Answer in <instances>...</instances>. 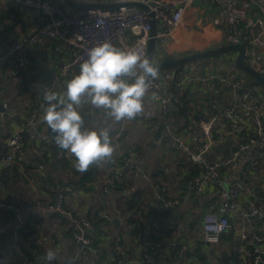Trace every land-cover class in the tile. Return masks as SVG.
<instances>
[{"label":"crops","instance_id":"1","mask_svg":"<svg viewBox=\"0 0 264 264\" xmlns=\"http://www.w3.org/2000/svg\"><path fill=\"white\" fill-rule=\"evenodd\" d=\"M52 1L63 8L68 14H73L79 8L108 10L118 4L116 2L117 0H82L81 2H76L75 0ZM141 1L123 0V3L127 8L140 9L139 6L143 5ZM12 11L13 8L10 0H0V55L4 52L3 47L6 43L11 40L26 38L36 33L39 29L34 21L33 15L29 11L19 14L15 20L11 18ZM229 11L225 6L217 8L213 0H193L185 10L178 26L170 32L162 31L154 23L155 41L151 60L156 65H159L197 52L230 45L226 44L225 33L229 22ZM236 12L242 16L244 22L258 18V14L253 10H249L246 14ZM132 44L133 37L130 34H126L124 37L119 38L116 42V47L127 50ZM25 49L28 53L27 57L30 60L29 66L18 68L14 61L9 60L0 68V104L7 103V105H14L16 108L15 114L18 116L17 119H13L12 114H10L13 113L11 107H9L8 111L6 110L1 114L0 133L5 136L11 135L19 126V122H23L26 110L29 111V102L32 100V97H34V100L37 99L42 87L49 83L50 75L60 71L61 63L70 61L72 57L71 48L62 39H43L42 42L32 47L27 46ZM256 51H258L256 57L253 56V62H249L250 65L244 59L243 61L246 65L262 71L263 76L264 47ZM235 56L236 53H229L214 58L203 59L187 64L181 70L183 71L191 67H197L198 69L196 78L184 84L181 93L183 95L186 90H191L190 100L200 106L199 114L203 115V117L195 121V128L198 127L199 129L200 124L209 120L212 116H219L224 111H228L233 107L234 111H240L238 110V105L248 100L253 101L248 98L247 94H244V96H241L242 100L239 103L236 96L242 88L236 90V88L231 87L227 82H221L220 78L224 75L233 76V78L241 80L242 82L245 79L250 88L259 90L261 95L259 99L257 98L258 101L255 99L253 103L259 109L262 108V114L261 110H259L258 117L264 116V87L260 85H249L252 78L232 66ZM176 68L167 67L159 69V74H163L166 71L174 74ZM179 72L176 74L177 76ZM75 75V71L68 72L61 78L60 83L57 84L53 91L62 92L65 83ZM237 75H240L239 79L236 78ZM207 77L214 78L213 80L203 82L202 79ZM173 79L172 82H163V84L171 88L176 77ZM152 96L153 93L151 92L146 94L144 98L145 111L143 114L130 121H121L122 129H125L127 133L126 137L122 139L121 145L123 147L125 146V148L129 147V151H131V148H135L137 153H140V158L143 160V171L146 176H154V173L159 170L166 171L168 179H163L164 177L161 176V179L158 181L159 187L164 189L166 195L177 198L179 201L178 206L176 205L172 209H167L159 205L156 200V188L146 178L139 175L138 177H132L129 184V192L130 195L133 194L135 197L140 198L138 205L144 206L143 211L140 213L141 220L138 222L137 214L131 216V221L128 218L116 219V214L119 213L116 212V209L120 208V200L111 198L110 195L103 192L102 185H98L108 175L107 163L96 167L93 176H90L94 189L90 191V189L87 190L88 186H84V184H82L84 187L77 186L75 175L70 171L52 169V166L48 162L44 163L41 160L42 157L39 153L37 143L33 140L27 141L26 151L22 156L26 165H32L31 180L28 181L29 184L25 185L21 180L15 179L9 173L7 180L0 182V204L4 203L6 199H10V201L16 203L14 205H22V208L23 202L31 198L44 200L48 204L55 203L62 196L64 190L67 189L68 193L65 192L67 196H63V202L67 208L66 211H72L81 216H85L86 211L89 209L92 211L99 209L105 215L104 217L107 215L119 221L118 226H114L112 219L110 220L111 227L107 228L109 237L112 240L117 239L119 241L126 252L127 259L129 258L135 261L132 264H146V262L144 263L141 260L140 256L142 249L148 246V238L151 235L157 237L158 242L161 241L158 252L160 254L162 253V258L165 260V256L168 255L167 261L162 260L160 264H203L193 257L194 253L176 252V255H172L171 251L175 245H178L179 248L184 243L189 244L193 251L196 246L199 247V252L201 257L204 258L205 264H218L213 256L215 254L216 244L212 245L206 242L201 230L202 215L214 203L217 191L212 182L206 180V185L202 188L201 192L186 196L187 193H185L186 191L184 192V186L181 184V181L184 177L183 175L188 174V171L181 170L180 168L176 169L177 152L171 150L166 144L160 145L159 147L154 145L151 131L147 129V126L152 125L151 120L159 116L157 105L155 100L152 99ZM218 103L220 105L223 104L224 107L226 105L229 106V109L210 115L211 110ZM42 114L43 110L39 111L35 116L38 126L41 130H50L47 124L41 121L40 117ZM191 114H195V109L191 110ZM16 115L13 116L16 117ZM241 115L242 118H245L244 116L248 114L242 111ZM97 116H100V114H97ZM249 121L251 122V116L245 119L248 127L244 131L238 132L241 137L234 136L229 139L228 143L231 142L233 147L246 142V135H253V129L249 126ZM113 122L110 120L109 123L112 124ZM114 124L117 125L116 123ZM221 124L223 123L219 121L214 125V128L220 127ZM177 132L175 135H185V129L178 130ZM149 141L150 143L148 144ZM186 141L188 144L195 146V138L189 137ZM263 151L264 148L259 147L255 143L243 150L240 154V164L238 167L233 171L222 173V176L226 178L224 185L227 186L234 180L239 179L242 172L248 169L249 177L245 182L246 189H259L264 195ZM211 153L206 155L207 160H214L219 154ZM36 158L41 163L37 162L35 160ZM18 168L21 170V165ZM37 168H40V171ZM42 171H48V173H44L48 175L52 182L58 183L55 189L40 177L43 174ZM241 197L238 200L239 210L250 212L252 206L253 208L260 209L264 216V202L262 208H258L257 206L248 204L249 196L246 194H242ZM161 211L162 213L160 214ZM163 211L168 212L165 217H163L165 215ZM26 215L28 217L27 225L18 229L16 228L14 215L10 209L5 207L0 208V257H4L9 264H39V261L42 264L44 260H46V264H57L58 260L64 258L72 259L76 255L78 256V264H107L104 259L95 261L91 252L81 253L79 247L74 245L70 238L71 235L67 234L71 227V220L68 217L51 211L42 212L35 207L29 210H23L21 216ZM158 215L164 219L179 221L181 224L179 233L176 234V231L171 228V222L167 223L161 230H154L152 225ZM229 221L231 223V229L223 234V237L226 239L225 241L219 239L220 243L217 244V248L223 253H227L229 250L232 252L234 259L233 261H228V264H252V256L240 254L237 248L242 246L243 250H251L256 245L253 237H262L264 235V223H259L255 218L249 217L245 221L238 215V211L230 214ZM140 223L142 227L139 229L136 228V225H140ZM245 228H250V232L242 239L241 234L242 232L245 233ZM19 230L21 231L18 232ZM228 234H232L237 243L236 245L232 246L233 238L228 236ZM106 245L107 242H104L102 247L107 252ZM258 246L259 248L261 246L262 248L260 249L264 251V240ZM43 247L46 248L47 252L51 249L56 253L54 260L48 261L42 256ZM102 247L100 246V249Z\"/></svg>","mask_w":264,"mask_h":264},{"label":"built area","instance_id":"2","mask_svg":"<svg viewBox=\"0 0 264 264\" xmlns=\"http://www.w3.org/2000/svg\"><path fill=\"white\" fill-rule=\"evenodd\" d=\"M81 2L82 0H75ZM193 0H142L143 5L147 7L146 10L130 9L124 5L117 8L102 10L99 8H79L68 14L63 8L56 5L52 0H10L14 13L22 14L29 11L34 21L38 26V31L30 36L11 40L4 45V52L0 55V65L5 64L9 60L14 61L18 68L29 66L30 60L28 59L25 48L29 45L42 42L43 39L57 40L62 39L71 48V60L62 62L61 70L54 72L50 75L49 83L42 87L39 97V106L45 104L43 99L44 94L48 91H53L54 88L60 83L62 77L68 72L75 71L79 73L80 64L87 59L88 50L102 42H110L116 46V42L130 34L133 37V44L130 48H139L145 55V50L151 29L150 19L156 23L162 31L170 32L180 23V20ZM118 4H124L123 0H117ZM217 8L225 6L230 10L228 14V26L225 30L226 44H244L243 59L249 64L253 62V56L259 49L264 47V0H213ZM249 10L255 11L261 18H254L249 22H244L242 16L237 14H246ZM151 14V17H149ZM14 18V15H11ZM129 48V49H130ZM57 49V48H55ZM250 65V64H249ZM253 66V65H252ZM75 69V70H73ZM198 74L197 67L186 68L176 75L173 86L168 88L163 82H172L173 73L166 71L159 74L158 79L152 82L149 93L157 96L155 100L158 109V119L151 120L152 126L156 128L160 124V120L165 119L169 114V109L172 102H176L182 93L184 84L193 81ZM214 77H207L202 79L203 82L213 80ZM221 82H227L231 87L239 90L242 88L243 83L241 80L233 78V76L224 75L220 78ZM184 91V90H183ZM239 103L241 97L239 94L236 96ZM241 111H234V107L228 111H224L219 116L215 115L210 117L200 124L198 130H195V122L190 120L185 126V135H175L170 130L169 125L164 126V133L162 137L154 140V145L159 147L163 145L165 140L169 142L168 147L177 152V163L184 156L187 157L192 163L200 165V172L194 176L186 186V196L201 192L202 188L206 185V180H210L215 186L217 196L214 203L204 211L201 218V230L204 235V240L209 244L215 245L219 242L220 236L231 229L229 216L234 211H238V215L243 219L255 218L261 220L263 213L251 206L250 212L239 210L238 200L242 194L247 196H255L253 189H246L245 182L249 177V170L246 169L242 172L239 179L234 180L231 184L225 186V177L222 176L223 172L233 171L240 164V154L243 150L249 148L252 144H256L264 148V126L258 112L262 108H258L252 101L248 100L240 104ZM46 106V105H45ZM4 110H8L5 104H2ZM236 110V107H235ZM242 111L247 112L251 116L250 126L253 129L255 139L250 142L238 144L227 155H218L214 160H207L206 155L222 148L228 144L229 139L235 136V132L244 131L248 126L245 119L242 118ZM227 125L226 127L214 128L218 122ZM26 124L32 133L33 140L44 143L45 145L54 144V135L49 130H41L38 126L36 119H29ZM195 138V146L187 143V138ZM22 130L16 129L11 137L5 143L8 149V154L0 161V170L6 168L8 165L14 163L13 153L18 150L22 143ZM121 135L116 134L112 138V144L116 151L114 152L115 158L110 163L109 172L110 176L102 180L103 192L107 193L109 187L113 186L118 181L123 180L124 175H132L138 177L141 175L156 188L157 203L164 208L172 209L174 206L179 205L177 198H172L166 195L163 188H159L158 181L161 179L160 174H166V171L159 170L153 175L146 176L143 171L142 158H136L132 151H122ZM21 151L19 150L18 153ZM42 157V152L39 151ZM61 154V153H60ZM66 158H71L67 152L63 154ZM121 157V160H118ZM72 166L74 159H70ZM74 167V166H73ZM75 168V167H74ZM76 169V168H75ZM90 169V168H89ZM77 170V169H76ZM78 171V170H77ZM159 190V191H158ZM67 191V189H66ZM69 191V190H68ZM162 192V193H160ZM122 197L130 195L128 189H123L120 192ZM61 197L55 203L48 204L44 200L38 198H31L24 202L23 207L20 205H3L1 207L9 208L14 215L16 228L21 229L27 225L28 217L21 216L23 210H29L32 207L37 208L42 212H56L68 217L71 220L72 232L71 240L75 246L79 247L81 253L91 252L95 260L97 256L95 250L90 246L92 241L90 236L92 234L91 224L81 216L76 214L74 218L69 212H64L61 208ZM144 206L140 207L137 214L138 222L141 220V212ZM98 215L105 216L103 213ZM130 214H128L129 216ZM115 217V216H114ZM116 219L126 218L119 213L116 214ZM113 218V219H115ZM172 219H164L160 215L156 216L152 228L154 230H161L167 223L171 222V228L179 233L181 224L179 221H171ZM250 232V228H245V233L242 232L241 238L244 239L245 235ZM263 237L254 236L253 241L256 244L251 250H243L242 246L237 249L240 254L251 255L252 264L264 263V251L258 245L263 242ZM114 254L116 257L115 264L135 263L134 260L124 261L126 259V252L124 248L115 244ZM190 252L193 253L192 247L184 243L180 245L178 253ZM47 250L42 248V256L46 259ZM141 260L146 264L153 262V257L148 253L147 248L142 249L140 256ZM78 256L72 259L64 258L58 260L57 264H75ZM41 261H39L40 264ZM0 264H9L4 257H0ZM42 264H46V260Z\"/></svg>","mask_w":264,"mask_h":264},{"label":"clouds","instance_id":"3","mask_svg":"<svg viewBox=\"0 0 264 264\" xmlns=\"http://www.w3.org/2000/svg\"><path fill=\"white\" fill-rule=\"evenodd\" d=\"M158 77L157 65L139 48L125 50L107 41L99 43L88 50L79 73L65 83L62 92L44 94L40 119L55 134V145L74 157L73 166L86 172L111 161L116 151L110 128L102 125L143 114L144 98ZM152 99L158 97L153 95ZM85 106L101 110L104 121L86 129L81 115ZM55 257L56 253L48 250L46 259Z\"/></svg>","mask_w":264,"mask_h":264},{"label":"trees","instance_id":"4","mask_svg":"<svg viewBox=\"0 0 264 264\" xmlns=\"http://www.w3.org/2000/svg\"><path fill=\"white\" fill-rule=\"evenodd\" d=\"M12 14L14 15L13 20H15L17 18V16L19 15V14L14 13V11L11 12V15ZM34 45L35 44L29 45L28 47H32ZM25 52H26V55L28 56V53L26 50H25ZM5 64H3V65H5ZM1 66L2 65H0V68H1ZM263 77H264V74H263ZM243 82H244V84L242 86V89H240V92L238 93L240 95V97L242 95L244 96V94H247L248 98L253 100L252 102H254V100L257 98L259 99V96L261 95L259 90H254V88H250L248 86L247 80L244 79ZM259 89H261V88H259ZM190 95H191V90L188 89L185 91V93L183 95H180V97L178 98V100L176 102H172L170 109H169L168 116L165 119L160 120V124L156 128H154L152 125L147 126V129L149 131H151V135L153 136V140H156L157 138L162 137V134L165 131V129H164L165 125H169L172 133L176 134V133H178L177 132L178 130L185 129L186 124H188V122L190 120L195 122V121L200 120L203 117V115L199 114L200 113V111H199L200 106H198L197 103H195L194 101L190 100V98H189ZM38 96H37L36 100H34V97H32V100L28 104L29 111L26 110V113L24 114L25 118L23 119V122H19V126L17 127V129L22 130V139H21L22 143H21L20 147L18 148V150L13 153L14 163H12V164L8 165L6 168L0 170V182H2L3 180H7V175H9V173L15 179L21 180L25 185H28L29 184L28 181L31 180L30 174H32V165H26L23 161L22 156L24 155V153L26 151L27 141L33 140L32 133L30 132L29 127L26 124V122L31 118L36 119L35 118L36 114L39 111H42V108L39 106L40 97H38ZM258 99H257V101H258ZM5 105H6L7 109H9V107L12 108L13 113H10V114H12V117L14 120L17 119L18 116L15 114L16 113L15 106L10 105V104L7 105V103ZM237 107H238V110H240V111L242 110L241 105H238ZM192 109H195V114H191ZM225 109H229V106L226 105L224 107L223 104H221V105H220V103L215 104V107L211 110L210 115L215 114L217 112H221ZM97 114H100V116H97ZM13 115H16V117H14ZM81 115L84 117L86 129L94 128L96 123H100V122L104 121L102 111L99 109H93V108H91V106L84 107V109L81 112ZM244 117H245L244 119L250 118V114H248L247 116H244ZM154 119H158V117H155ZM260 120L262 121V124L264 126V116L260 117ZM109 122H110V120H108L102 126L110 128L109 134H110L111 141H112V138L114 137V135H116V134H120L121 139H124L126 137L127 133H126L125 129H122V122L119 123V122L114 121L112 124H110ZM114 123H116L117 125H115ZM248 123H251V122L249 121ZM226 126L227 125H225V124L220 125V127H226ZM197 129H198V127L195 128V130H197ZM49 132H51V130H49ZM11 135H12V133H11ZM11 135L5 136V135H2L0 133V161L8 154V149L5 147V143L11 137ZM235 136L241 137L238 132H235ZM246 138H247L246 142H250L251 140L255 139L254 135L251 136V134L246 135ZM33 141L37 143L39 151L42 152V159L41 160L44 163L48 162L50 164V166H52V169L70 171L73 175H75V180H76L77 186H83L82 184H84V186H88L87 190H89V189H90V191L94 190L91 177L84 175L83 174L84 172L82 173L80 171H77L72 166L70 159L71 158L74 159V157H71L69 159L64 157L63 154L66 151L59 149L55 145V143L51 144V145H45L44 143L37 142L35 140H33ZM163 142L166 145L169 144V142L167 140H165ZM149 143H150V141L148 142V144ZM120 149L124 152L130 150L129 147L125 148V146L124 147L120 146ZM232 149H234V147L231 145V142H229L225 146L224 151L219 153L218 155H227V153H229ZM19 150L21 151L20 153H18ZM131 151L135 154L136 158L140 157V153H137L135 148H131ZM114 154H113V159L111 161L107 162L108 170H109L110 163L115 158ZM118 160H121V157ZM20 165L22 167L21 170H19V168H18ZM96 167H98V166L90 167V169H92L93 173H94ZM179 168L181 170L184 169V170L188 171V174L183 175L184 177L182 178V181H181V184H183V186H184V192H185L187 184L191 181V179L194 176H196L200 172V165H198L196 163H192L187 157L183 156L180 159V161L177 163L176 169H179ZM39 169L37 168V170H39ZM44 172H46V171H44ZM44 172L40 177L43 178L47 183H49L55 189V187L58 186V183L52 182L51 179H49L48 175L46 174V173H48V171L46 173H44ZM110 175H111V173L108 171V175L105 177H108ZM161 176L164 177L163 179H168L166 174L161 173L160 178H161ZM132 177H133L132 175H124L123 180L118 181L113 186L109 187V191L107 192V194L110 195L111 198H117L118 200H120V203H119L120 208H117L116 212H119L121 215L126 216V218H128V220H130V221H131V216L134 215L135 212H138L139 208L143 206V205H138L140 198L135 197V195H133V194H131L127 197H122L120 195V192L123 189L130 190L129 184H130ZM181 190H183V189H181ZM254 190H255L256 194L254 197H252V196L248 197V204H251L253 206H257L258 208L259 207L262 208L263 202H264V195L262 194V192L259 191V189L254 188ZM65 192L68 193L66 190H64V192L62 193V196H60L61 200H62L61 201V208L64 212H69L72 215H74V218H77L75 212L66 211L67 208L65 207V204L63 202V199H64L63 196H67V194ZM160 193H162V192H160ZM2 204L6 206V205H14L16 203L13 201H10V199H6V201ZM258 210H260V209H258ZM91 211H92L91 209L86 211V214L84 217L91 224L92 231H93L91 236H90V240L92 241L90 247L93 250H95V254H96L98 260L100 259V261H101V259H104L107 262V264H115L116 257L114 254V247L116 246L115 245L116 243L119 245H120V243L117 239L112 240L109 237V232H108L107 228L111 227V221L110 220L112 218H110L107 215H106V217L98 215V213L99 214L101 213V211L99 209L93 210L92 212ZM161 213H162V211L160 212V214ZM163 213L165 214L163 217H165L167 215L166 213H168V212L163 211ZM128 214H130V215L128 216ZM60 215H62V214H60ZM256 221L259 223H264V216L261 220H256ZM136 226H137L136 228H138V229L140 227H142L141 223H140V225H136ZM20 231L21 230H19L18 232H20ZM71 232H72V226L69 228L67 234L71 235ZM228 236L233 238L232 234H228ZM262 237H264V235H262ZM148 239H149L148 240L149 241L148 246H146L144 248H147L148 253H150L152 255V257H153V263L152 264H160L161 261L164 260L162 258V253L160 254V252H158V248H159L161 241L158 242V238L153 237L152 235L149 236ZM220 240H223V241L226 240L225 237H223V234L220 236ZM220 240L218 243H220ZM104 242H107V245H106L107 246V252L102 247V244ZM98 243L100 244L102 249H100V246ZM217 244H216V248L214 250L215 254H213L217 263L218 264H228V261H233L234 255L232 254V252L230 250L227 251V253L221 252L219 250V248H217ZM236 244L237 243L233 238L232 246H234ZM178 249H179L178 245H175V247L171 251L172 255H176V252H178ZM193 253H194L193 257L196 258V260L205 264L204 258L201 257V254L199 252V247L196 246L194 248ZM184 258H185V256H184ZM167 259H168V255L165 256L164 261H167ZM128 260H130V259L129 258L124 259L125 262H127ZM95 261H97V260H95ZM75 264H78V262L76 261ZM191 264H193V263H191Z\"/></svg>","mask_w":264,"mask_h":264},{"label":"water","instance_id":"5","mask_svg":"<svg viewBox=\"0 0 264 264\" xmlns=\"http://www.w3.org/2000/svg\"><path fill=\"white\" fill-rule=\"evenodd\" d=\"M63 1H67V0H63ZM121 5L125 6V4H117L116 6H114V8H117ZM139 8L141 10L147 9V7L145 5H140ZM149 17L152 18L151 14H149ZM258 18H261V16L258 15ZM150 25H151V29L149 32L150 38H149L148 45H147L146 56L151 59L152 49H153L154 41H155L154 21L152 19H150ZM229 53H236V56L234 58V62L232 64V66L236 67L238 70H241L243 74L244 73L248 74L252 78V80L249 83L250 86L260 85V86L264 87V78L262 76V71H260L258 69H254L253 67L246 65L243 61V54H244V45L243 44H230V45L217 47V48H214L211 50L197 52V53L188 55L186 57H183V58H180L177 60H172L169 62L161 63V64L157 65V67H158V69L167 68V67H177L176 71L173 74V78H175L176 74L179 71H181L182 69H184V67L187 64H191L193 62L200 61V60L207 59V58H214L216 56H221V55L229 54ZM236 78L239 79L240 75H237ZM4 111H5L4 108L0 104V118H2L1 114ZM223 151H224V149H219V150L213 151L211 154L221 153ZM35 160L37 162L41 163V161H39L38 158H36ZM238 171L240 172V170H238ZM83 174L87 175V176H93L94 173H93L92 169H89L88 171L84 172ZM94 181H96V180L94 179ZM98 185L100 186L101 184L98 183ZM171 221H173V219ZM112 222H113L114 226H118V224H119V221H117L116 219H112Z\"/></svg>","mask_w":264,"mask_h":264}]
</instances>
